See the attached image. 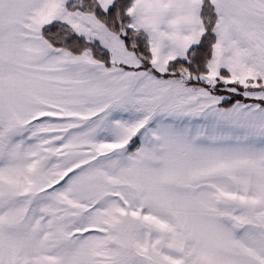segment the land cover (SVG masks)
I'll use <instances>...</instances> for the list:
<instances>
[{
  "label": "snow or ice",
  "instance_id": "snow-or-ice-1",
  "mask_svg": "<svg viewBox=\"0 0 264 264\" xmlns=\"http://www.w3.org/2000/svg\"><path fill=\"white\" fill-rule=\"evenodd\" d=\"M0 264H264V0H0Z\"/></svg>",
  "mask_w": 264,
  "mask_h": 264
}]
</instances>
